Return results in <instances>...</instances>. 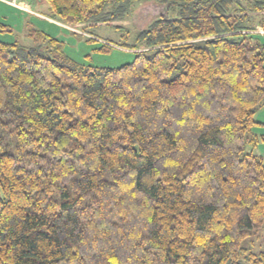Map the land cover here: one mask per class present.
<instances>
[{"label": "trees", "instance_id": "16d2710c", "mask_svg": "<svg viewBox=\"0 0 264 264\" xmlns=\"http://www.w3.org/2000/svg\"><path fill=\"white\" fill-rule=\"evenodd\" d=\"M43 1L150 21L118 68L0 42V264H264V0Z\"/></svg>", "mask_w": 264, "mask_h": 264}, {"label": "rangeland", "instance_id": "374dc122", "mask_svg": "<svg viewBox=\"0 0 264 264\" xmlns=\"http://www.w3.org/2000/svg\"><path fill=\"white\" fill-rule=\"evenodd\" d=\"M3 1L8 4L11 2V0ZM12 3L19 10L0 2V42L9 44L15 42L25 48L41 45L42 54L45 55L46 43L40 36L44 34L60 41L62 52L69 59L84 66L98 68H118L130 63L133 54L113 44H122L125 41L129 43L131 36L150 21V18L146 19L144 15H141L142 8L148 4L141 1L132 6L127 16L114 23L116 28L99 26L96 29H90L88 32L92 35H89L61 22L49 21L48 7L43 0H16L15 3ZM55 22L63 25V28ZM126 30L128 34L124 35ZM257 32L263 34L259 36V41L264 46V32L261 29H258ZM126 36H129L128 40H125ZM102 44L112 48H109L108 51L100 50ZM135 51L139 52V50ZM254 119L256 122L264 124V108L257 111ZM253 131L259 138L253 153L264 158V141L261 139V136H264V126H256ZM259 250H264V231L262 236L254 241L252 248V251Z\"/></svg>", "mask_w": 264, "mask_h": 264}, {"label": "crops", "instance_id": "0c3cea01", "mask_svg": "<svg viewBox=\"0 0 264 264\" xmlns=\"http://www.w3.org/2000/svg\"><path fill=\"white\" fill-rule=\"evenodd\" d=\"M0 2L1 3H3V4H5V5H7L8 7H10V8H13V9H15V10H17L18 8L17 7H15V6H13L12 4H8L7 2H5V1H3V0H0ZM24 2V1H23ZM24 3H26V2H24ZM19 10V9H18ZM21 11V10H20ZM21 12H23V13H27V12H24V11H21ZM28 14V13H27ZM38 14V13H37ZM40 15V14H39ZM47 20H49L48 18H46ZM49 21H53V20H49ZM54 22V21H53ZM56 23V22H55ZM57 24V23H56ZM57 25H59V26H61L62 28H63V25H60V24H57ZM259 34H261V33H259ZM261 35H263V34H261ZM260 123V122H259ZM263 124V123H262Z\"/></svg>", "mask_w": 264, "mask_h": 264}, {"label": "built area", "instance_id": "2783aa9c", "mask_svg": "<svg viewBox=\"0 0 264 264\" xmlns=\"http://www.w3.org/2000/svg\"><path fill=\"white\" fill-rule=\"evenodd\" d=\"M12 2H14V3H15V2H16V0H11L10 4H12V5H13V3H12Z\"/></svg>", "mask_w": 264, "mask_h": 264}]
</instances>
